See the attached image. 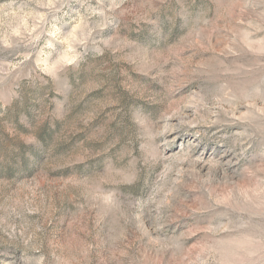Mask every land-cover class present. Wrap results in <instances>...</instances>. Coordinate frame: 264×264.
Returning <instances> with one entry per match:
<instances>
[{"label": "rangeland", "instance_id": "obj_1", "mask_svg": "<svg viewBox=\"0 0 264 264\" xmlns=\"http://www.w3.org/2000/svg\"><path fill=\"white\" fill-rule=\"evenodd\" d=\"M0 264H264V0H0Z\"/></svg>", "mask_w": 264, "mask_h": 264}]
</instances>
